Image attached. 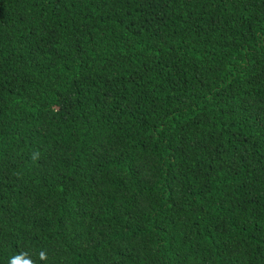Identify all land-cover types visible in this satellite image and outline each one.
Returning <instances> with one entry per match:
<instances>
[{
    "label": "trees",
    "instance_id": "obj_1",
    "mask_svg": "<svg viewBox=\"0 0 264 264\" xmlns=\"http://www.w3.org/2000/svg\"><path fill=\"white\" fill-rule=\"evenodd\" d=\"M0 264H264V0H0Z\"/></svg>",
    "mask_w": 264,
    "mask_h": 264
}]
</instances>
